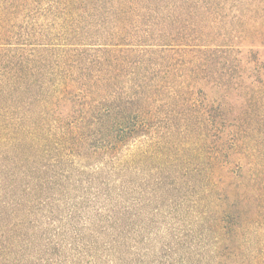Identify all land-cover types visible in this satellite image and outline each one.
Masks as SVG:
<instances>
[{
    "label": "trees",
    "instance_id": "trees-1",
    "mask_svg": "<svg viewBox=\"0 0 264 264\" xmlns=\"http://www.w3.org/2000/svg\"><path fill=\"white\" fill-rule=\"evenodd\" d=\"M0 264H264V0H0Z\"/></svg>",
    "mask_w": 264,
    "mask_h": 264
}]
</instances>
